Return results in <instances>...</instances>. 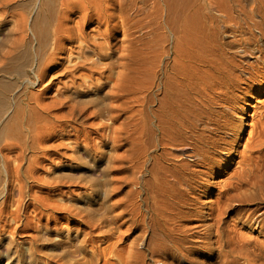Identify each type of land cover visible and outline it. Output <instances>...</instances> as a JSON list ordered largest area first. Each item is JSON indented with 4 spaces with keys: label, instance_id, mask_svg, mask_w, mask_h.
Listing matches in <instances>:
<instances>
[{
    "label": "bare ground",
    "instance_id": "obj_1",
    "mask_svg": "<svg viewBox=\"0 0 264 264\" xmlns=\"http://www.w3.org/2000/svg\"><path fill=\"white\" fill-rule=\"evenodd\" d=\"M251 1L261 2L31 0L30 13L10 30L19 34L16 45L24 44V34H35V58L29 65L37 80L26 74L24 81L42 83L53 96L38 103L45 113L36 121L19 113L7 120L0 106V136L14 140L21 129L25 142L36 145L50 125L65 131L64 120L81 119L99 136L95 150L104 153L105 140L114 146L109 175L128 181L130 195L143 198L146 193V212L132 220L142 228L128 248L117 247L113 227L115 232L103 233L109 245L100 251L114 255L118 264H264V34L225 38L214 24L215 12L231 20L251 19ZM23 2L1 0L0 11L8 14L12 5ZM256 13L264 16L260 8ZM255 27L264 32V18ZM92 91L97 96H89L91 102L75 100ZM90 117L100 120L89 122ZM72 127L79 134L81 128ZM84 131L91 138L92 131ZM108 185L99 183V192L108 195ZM124 211L85 220L106 227ZM123 218L119 225L131 219Z\"/></svg>",
    "mask_w": 264,
    "mask_h": 264
},
{
    "label": "rangeland",
    "instance_id": "obj_2",
    "mask_svg": "<svg viewBox=\"0 0 264 264\" xmlns=\"http://www.w3.org/2000/svg\"><path fill=\"white\" fill-rule=\"evenodd\" d=\"M22 2L23 4L21 3L16 4L17 6L19 4L18 7L16 5H12L13 7L14 6L16 7L14 8L11 7L13 10L10 9L11 12L9 10L8 14L0 11L2 13L1 14L2 20L0 17V22L5 20L3 21V23L1 22L2 24H0V57H1L0 58V69H1V72H0V79H1L0 80V90H1L0 100L3 101L5 98V100L7 99L6 101L8 102V105L6 103V107H5L4 103L6 101L5 102L3 101L4 103L0 101V106L3 105L4 108H7L5 110L2 107L3 112L4 111L7 112V113L5 112L7 115V116L5 115L6 116L5 119H7L9 115L10 117L8 119H11L13 116L19 113L18 115L20 117L21 116L23 117L26 115L27 117H31L32 120L36 121L39 119L40 114L43 115L45 113L44 108H42L39 104L43 100L49 101L48 100L49 96L51 95L53 96V93H50L49 89H47V86H42L43 85L42 83L38 82L36 84H32L28 81H24L26 74L32 75L37 80V77H36L37 74L31 69L29 65L31 62L33 63V60L35 58V52H36L35 34H31V33L24 34L25 37L21 36L22 39L23 38L25 39L23 42L24 44L22 45L21 43H19L18 45H16V43H18L19 41H16L14 39L16 38V35H19V34H16L15 29L14 31H10L16 27L17 22L20 20L19 18H21L23 14L27 15L31 11L30 9L31 0H22ZM250 3H252V5L254 4L253 7H251L252 5ZM247 6L249 8V11L253 12L252 14L250 13L251 16L253 17H251V19L250 18L246 19L248 22L245 19H242V17L237 18L235 16V19L231 20V19H228L227 16L221 13L215 12L214 13L215 14L214 24L217 29V32L219 34H224V37L225 35L227 36L229 34H264L262 29H261L262 30L261 32L260 29L255 27L257 23L264 18V16H262L263 14L258 15L256 13L257 9L259 8L264 12V0H261V2L251 1L248 3ZM0 10H1V7H0ZM3 14L6 16L4 17ZM235 20L237 23L234 22ZM11 24H13V26ZM8 28L10 29L8 30ZM9 31L14 34H11ZM7 33H10V34H7ZM32 42H33V45L31 47ZM9 48L12 49L13 52ZM9 51L11 54L9 53ZM3 68L5 72L2 70ZM6 72L8 74L10 73V76ZM5 76H7V78L10 80H8ZM3 79H5L6 81ZM66 80L67 82L69 81L68 78L67 79L64 78L63 81H66ZM10 81L11 83H14L16 81L15 82L16 84H11ZM9 83H10V86H9ZM19 83L20 84L22 83L21 86L18 89H15V91H13L12 90L13 87L17 86V84L19 85ZM94 83H92L91 86L93 89L95 88L97 89L98 87L96 85L97 82L95 84ZM100 83H103V82H100ZM1 84H4V86L3 85L1 86ZM86 85L88 86V83L83 84V90H86L84 89V88H87ZM5 86L8 90H6ZM106 86L108 87L109 84H107ZM94 94L96 93L92 91V92H89L88 95H83V94L80 96L75 95V98H76L75 100H80L82 102L84 101L88 102L91 99L89 96L91 95L94 97L97 96ZM84 97L86 98V100L83 99ZM38 98L39 99L41 98V99L38 100ZM37 100L40 102H38ZM92 105H93L92 103L89 104L90 108L93 107ZM9 107H10V110H9ZM0 110H1V107H0ZM2 110L0 112H2ZM5 113H2V114H5ZM29 113H31L30 116L28 115ZM99 120H100L99 117L98 118L90 117L88 119L89 122L90 121L95 122ZM82 122H81V119L77 120L74 118L72 120H64L63 122L64 127L67 128L65 131L61 129H58L57 131L54 129L52 130L51 125H50L49 128L45 129L44 132H42L41 138H40L41 140L38 139L40 142L38 141L39 143L36 145H34V143H37V142H35L34 140H31L30 143L28 144L25 142L24 139H26V137H25V134L21 132V129L16 132H14V130L11 131V133L13 134V135L11 134L12 137L14 136V133H15V136L13 137L14 140L9 139L10 137L8 138V140H6L7 139L6 137L10 136L9 134H7L8 136L6 135L0 136L1 144H2V145L0 144V208H1L0 209V247H1L0 264H82V263L83 264H87V263L88 264H105V260H104L105 256L102 253L104 252L103 249L109 245L108 244L109 242L107 241L109 238L107 235V232L103 234L105 230H110V231L112 230L114 232L115 230H117L116 234L112 232L110 233L113 234L112 235L113 239L114 238L116 239V240L114 239V241H117V240L120 241V242L117 241L118 245L116 244L118 248H120L121 246L123 248H128L129 245L127 244H129V242L134 239L136 234L140 232L139 230L142 228L141 224L139 223L136 224L132 220L133 218H136V217H138V219L141 218L143 212H146V206H144L145 201H143L146 193L142 195V197L144 196L143 198H141V196H139L140 197L139 198L137 195L131 194L133 197L132 198L129 193V190L131 187L130 183L128 181L122 183V181L120 180L117 182L116 180L118 179L109 175L110 172L107 166L113 163L112 162L114 159L113 154L116 153L114 146L110 142L105 140L104 141L105 144L102 145L104 153H102L101 151L95 150L96 148L93 145L100 143V140L98 139L99 136L88 125L86 126V128H84L86 124L83 126L84 123ZM72 126H78L81 128L79 134H74V130H72L73 129ZM85 129L92 131L91 132L92 136L88 140L86 139V136L84 134ZM18 132H20L21 135L22 134L23 135L18 137L16 135V134L20 135ZM22 137H24L22 139L23 141L21 140ZM2 140H4L5 142ZM23 143L25 145H23ZM49 143L53 145L50 146ZM87 143L90 144L89 146L92 148V151H90V148L88 147ZM32 144L34 145L33 147H31ZM112 151H114L115 153ZM17 156L21 157V159L23 158V160H19L20 158H18ZM104 167H106V169H104ZM11 172L12 174H10ZM113 174L115 173H112V175ZM101 182L109 183L108 188H110L109 189L110 191L112 190L111 191L112 194L110 191H108L107 193L108 195H105L102 192L101 194L99 192L98 184ZM127 185H129L130 187ZM120 186H124V187H120ZM133 186L134 185H132V187ZM135 186L133 187L134 189L137 188ZM114 187H116L117 189H115ZM125 191H127V193ZM32 192H35V193L33 194ZM38 192H39V195H38ZM120 196H121V199L124 196H125L124 199L128 197L126 199L128 202L124 199L121 200ZM18 198L19 200H22V201L19 202ZM56 201H58L60 205ZM125 201L128 204H125L126 203ZM131 202H134V203H131ZM51 203L53 204L51 205ZM138 203L140 204L142 203L141 206ZM113 205L115 208L112 207ZM54 206L55 207L57 206V207L55 208ZM123 207L125 208L122 209ZM136 207L139 208L140 210L139 209H138L139 211L135 210ZM112 208L115 209L116 211L112 210ZM69 209L71 212L69 211ZM95 210L98 212H96ZM130 210L131 211L135 210V211L131 212ZM113 211L114 212L124 211L123 212L124 215L122 214L120 217L118 216L119 220L124 221L126 218L124 219L123 217L129 215V217H131L129 221L133 222V226L132 224L128 226L129 221L126 224L123 222L122 224L119 225L120 221L118 220L117 215H113L114 217L110 218L111 220H113V222L115 220L117 223L116 222L113 223L112 221L107 220V223L112 222L109 225L106 224L108 227L107 226L105 227L103 226V224H101L104 228H108L104 230H103V227L100 225V221L94 220L93 224L90 225L88 224L89 222L85 220V219L88 220L91 217L95 219L97 217L98 218H103V216L107 217L108 215H112L114 213ZM126 211H129V212H126ZM135 213L138 215H136ZM133 214H134V217H132ZM233 214L237 215L236 212ZM97 223H98V226H96ZM121 227H122L121 229L122 231L121 230L119 231V229L117 228H121ZM121 232H122V235H121ZM84 236H85V239H84ZM121 237H122V241H121ZM100 247H102L103 249ZM94 248H96L95 250L97 253L95 251L94 252L97 255L93 254L94 252L92 250ZM100 250H102V253ZM104 254L109 255V257L107 255L106 257L110 258L111 263H115L116 261V264H118L117 258L114 255H112L109 252H106ZM93 255H95L96 257ZM92 260L95 261V263L94 262L92 263Z\"/></svg>",
    "mask_w": 264,
    "mask_h": 264
}]
</instances>
